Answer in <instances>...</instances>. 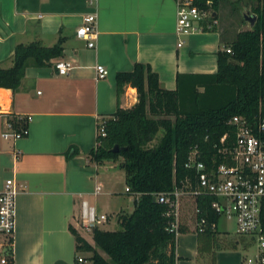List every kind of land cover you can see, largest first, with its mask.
I'll list each match as a JSON object with an SVG mask.
<instances>
[{
	"label": "crops",
	"instance_id": "1",
	"mask_svg": "<svg viewBox=\"0 0 264 264\" xmlns=\"http://www.w3.org/2000/svg\"><path fill=\"white\" fill-rule=\"evenodd\" d=\"M87 15L96 16L94 48L76 36ZM175 23V0H0L1 69L12 66L18 44L38 41L51 47L64 39L62 57L49 66H28L14 94L0 90L2 113L31 118L25 124L27 135L16 141L1 138L5 117L0 119V191L9 179L17 188L13 264H74L69 226L93 246L87 227L95 217H106L96 226L105 230L111 218L117 221L119 214L133 211L124 177V189L114 191L111 168L96 165L89 154L98 123L118 105L136 103L129 87L117 98V73L131 71L135 63L148 64L160 87L174 90L177 74L216 72L220 31L182 38L175 35ZM56 61L70 64L66 75L55 72ZM98 65L107 72L103 79H97ZM74 150L76 155L66 158ZM218 239L224 244L243 239L247 245L222 246L214 251L213 264H242L245 256L256 254L247 238ZM197 240L192 225L177 236L176 264H211L210 254L198 253Z\"/></svg>",
	"mask_w": 264,
	"mask_h": 264
},
{
	"label": "trees",
	"instance_id": "2",
	"mask_svg": "<svg viewBox=\"0 0 264 264\" xmlns=\"http://www.w3.org/2000/svg\"><path fill=\"white\" fill-rule=\"evenodd\" d=\"M193 1L198 8L215 14L204 32H216L220 0ZM254 1L257 5L250 16L253 25L248 23L247 29L238 31L233 38L221 40L215 73L177 74L174 90L161 88L157 74L148 64L135 63L131 71L116 74L117 98L129 87L136 92V103L127 108L118 105L114 114L101 120L106 135H96L89 159L98 166L120 160L127 193L133 198V211L117 216L120 230L92 227L93 246L69 226L75 242L74 264H79V254H90L84 261L91 264H176L177 236L186 233L188 225L197 235L198 253L210 254L211 264L215 250L222 246L236 249L244 242L219 241L220 214L211 207L215 197L199 189L196 170L187 164L193 151L197 153L196 161L207 171L230 164L229 156L222 152L229 150L235 139L232 118L252 121L264 114V0H249ZM63 43L64 39L59 38L51 47L38 41L16 45L12 66L0 68V90L14 94L26 68L49 66L51 60L62 57ZM25 127L23 121L16 125L17 129ZM159 131L161 138L151 145ZM115 146L117 153L112 152ZM76 153L70 151L66 158ZM175 190L181 193L180 218L177 229L171 230L173 212L158 198L170 196ZM185 201L191 206L187 222L183 220ZM261 226L264 232V208ZM6 254V264H13V251Z\"/></svg>",
	"mask_w": 264,
	"mask_h": 264
},
{
	"label": "built area",
	"instance_id": "3",
	"mask_svg": "<svg viewBox=\"0 0 264 264\" xmlns=\"http://www.w3.org/2000/svg\"><path fill=\"white\" fill-rule=\"evenodd\" d=\"M91 2V0H89ZM193 0H175L176 23L175 35L186 37L204 32L209 28L212 13L208 9H200L193 4ZM210 5V2L206 3ZM96 16L87 15L82 18L80 27L76 30L77 38L86 41L88 48H94L96 39ZM178 43V47L181 46ZM229 52V51H227ZM54 70L58 75H66L71 68L64 61H56ZM97 79L106 77L107 72L101 66H95ZM4 130L1 132L3 140L16 141L27 135V128L17 129L18 122L28 123L31 118L23 119L20 116L2 113L0 119ZM231 124L235 127V139L232 147L222 152L229 156L230 164H221L214 170L207 171L205 166L197 162V153L192 152L188 167L195 168L198 178V187L215 197L211 207L228 220H233L236 226V235L249 239L256 247V254L245 256L242 264H264V232L261 226V212L264 208V114H259L248 121L242 117H234ZM96 135L105 137L103 122L97 125ZM225 136L221 139L224 142ZM128 192V188H125ZM17 188L13 180H6L3 190L0 191V264H6L8 250L12 251L15 230ZM180 196L176 190L170 196H159L160 203L167 204L173 212L174 222L171 230H176L180 218ZM104 215L97 216L87 231L92 227L105 222ZM79 264L85 263L82 257H77Z\"/></svg>",
	"mask_w": 264,
	"mask_h": 264
},
{
	"label": "rangeland",
	"instance_id": "4",
	"mask_svg": "<svg viewBox=\"0 0 264 264\" xmlns=\"http://www.w3.org/2000/svg\"><path fill=\"white\" fill-rule=\"evenodd\" d=\"M257 3L249 2V0H220L219 11H218V19L216 21V28L220 31L221 36L223 39H231L233 36L238 32L247 29L248 21L244 20L243 17L251 18V9L255 7ZM162 132L159 131L158 134L155 136L151 145H154L158 142L161 138ZM108 168H111L113 174L111 175V184L113 189L116 192L122 191L124 189L125 183H122V179L125 175L124 172L120 169L119 164L120 160L116 162H105ZM124 182V181H123ZM129 197V196H128ZM189 201L184 202L183 208V220L184 222L189 221L191 215V206L189 205ZM111 221L104 225L106 231H117L120 230V227L115 218H111ZM217 229L219 232V236H234L236 233V226L233 220H228L225 215H220L218 222H217ZM182 234H179V237ZM87 239L91 242V237L87 233L85 234ZM101 255L106 258V256L101 253ZM78 256H81L79 254ZM85 256V257H84ZM82 255L83 258L90 257V254ZM84 264H91L87 261Z\"/></svg>",
	"mask_w": 264,
	"mask_h": 264
},
{
	"label": "water",
	"instance_id": "5",
	"mask_svg": "<svg viewBox=\"0 0 264 264\" xmlns=\"http://www.w3.org/2000/svg\"><path fill=\"white\" fill-rule=\"evenodd\" d=\"M214 15H215V14H212V17H214ZM244 18H245V20H247V21L249 22L250 26L253 25V23H254V19L246 18V17H244ZM112 152L117 153V152H118V147L115 146L114 149L112 150Z\"/></svg>",
	"mask_w": 264,
	"mask_h": 264
}]
</instances>
